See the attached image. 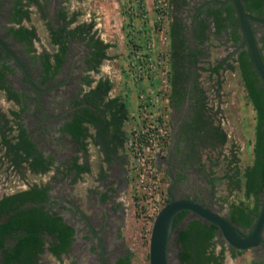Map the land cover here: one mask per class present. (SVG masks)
<instances>
[{"label":"trees","instance_id":"obj_1","mask_svg":"<svg viewBox=\"0 0 264 264\" xmlns=\"http://www.w3.org/2000/svg\"><path fill=\"white\" fill-rule=\"evenodd\" d=\"M169 1L173 11H170L168 25L169 69L166 96L175 108H178L185 98L187 99L190 106L188 110L192 113L188 123L192 131L194 130L190 136L191 147L194 149L196 146L198 154L203 149L208 150L210 154L207 151L206 154L212 160L211 163L220 162L221 174L213 175L212 178L215 181L219 179L223 181L226 194L218 196V200L225 203L227 217L231 222L239 227H250L258 212L264 186V88L251 65L246 47L236 50L241 32L234 26L237 20L231 2L198 4L190 14V31L186 35L184 23L175 12L177 11L176 6L182 0ZM241 2L248 12L257 13L264 0H241ZM59 15L63 18L65 11L60 10ZM28 18L29 10L22 7L20 0H14L9 20L15 25L7 26L8 33L16 37L18 41L25 42L26 50H33L31 39L35 37V32L32 27L21 23L22 19ZM72 19L73 16L69 20ZM80 27V31L85 28L84 25ZM76 29L77 27L69 31L72 33ZM209 29L214 35L225 33L226 38L234 43L233 53L236 54H227L214 60L213 63L199 66L207 73L204 77L207 80L206 87L200 84L199 73L195 72L193 65L205 56L202 44L208 38ZM48 32L50 42L57 44V49L52 53V60L46 52L40 55L45 77H51L57 71L67 48L64 25L53 28L48 24ZM188 37L192 38L190 41L192 45L187 41ZM89 42L92 46L90 51L92 55L86 61L90 68L96 70L101 60L107 57L105 50L110 43L93 37V34H90ZM260 57L262 58L261 54ZM234 67L238 70L246 98L254 111L251 140L252 160L243 166L238 163L235 149L232 146H225L227 139L219 118L221 115H216L222 113V108L219 105H209L206 93L207 88L211 87L215 98L217 97L216 101L221 102L222 73L226 68ZM6 68L10 69L7 64L1 63L0 89L4 90L6 97L18 100L19 94L4 81V69ZM93 95L92 91L91 97ZM91 97L84 95L82 101L84 104L81 106L79 105L81 101L76 102L75 100L77 107L61 125V129L77 142L78 148L86 143L84 140L88 135L86 123L91 124L92 119L108 123V119L105 118V108L98 106L102 107L103 103ZM11 114L18 115V111L11 110ZM16 124L17 131L12 138L5 137L6 124L0 125V149H3L0 155L4 158L10 156V160L16 166L21 164V161H25L26 168L30 171L47 170L51 156H42L41 151L25 137L21 123ZM224 147H226V152L223 151ZM31 151L34 154H31ZM209 173H214V171L209 170ZM49 188L50 184L32 182L24 189L0 196V214L5 215V220L0 221V247H2L0 264H42L39 261V254L45 248L56 257L68 249L73 228L63 222L59 214L45 206V201L49 199ZM232 191L234 194L229 197ZM238 193H241L242 197H239ZM105 195L102 194L101 197L104 198ZM248 197L251 198V203L245 200ZM186 213L185 209L177 211L171 221V229L175 232V242L178 246L176 253L178 264H221L224 247L221 245L217 252L214 249L213 237L218 233L216 227L198 217H190L180 225ZM6 237L11 240L8 246L3 245ZM236 252H241V250ZM115 264H132L129 252L117 257ZM252 264L264 263L253 261Z\"/></svg>","mask_w":264,"mask_h":264},{"label":"flooded vegetation","instance_id":"obj_2","mask_svg":"<svg viewBox=\"0 0 264 264\" xmlns=\"http://www.w3.org/2000/svg\"><path fill=\"white\" fill-rule=\"evenodd\" d=\"M29 1L36 2V0H20V3L22 4L23 8H27V3H29ZM44 1L45 5L49 6L47 13L51 14L53 19H56L57 22L55 24L49 23V25L53 28L64 25V33L66 32L64 38L67 48L65 50L64 57L57 71L53 73L51 77L44 76L40 55L43 52H46L49 54V59L52 60V53L57 49V44L52 43L56 47L52 52L38 50L33 43L36 38L35 33V37L31 39L32 47L34 49L26 50L27 44L25 42L18 41L16 37L8 33L7 30L8 25H15V23L9 20L14 0H0V36L17 53L28 72L30 81L37 88V91H35L26 82L20 67L3 49L0 48V65L1 63H5L8 65V67H10V69H4V81L19 94L18 100H15L6 97L4 90L0 89L3 91L4 97L6 99L18 105L15 109L11 108L7 110L8 115H5L4 112L0 110V125L2 124L3 126L4 123L6 124L5 126H7V129H5V137L12 138V136H14L17 131L16 123L20 122L24 128L25 137L31 140L36 149L41 151L42 156H51V162L48 165V169L49 167H56L55 169H58V171H56L53 176H51V180L48 181H27L25 179V174L27 172L43 173L46 170L43 172L30 171L26 168L25 161H21V164L16 166L10 160V156L3 158V156L0 155V164H2L4 167L2 168L1 174L3 175L4 179H6L8 175L16 173L17 178L22 180L21 184L29 185L32 184V182L37 184H71L73 182L70 183L69 180L81 178L82 175L91 172V158H87V156H85V152L88 150V141L90 138V140L93 141L99 150V157L96 162L98 177L97 182L98 184H109L107 180L111 181V179H113L116 181V169L122 168L124 163L127 161L126 154L123 152V126L127 121L124 101L120 94L116 92L113 87H111L112 80L110 79L108 71H104L100 67V64H98L97 69L94 70L93 68L89 67L88 62L86 61L88 57L92 55L90 53L92 50V46L89 42L90 34H93V37L101 39L100 36H97L95 33H93V23L90 20H87L86 22H80L73 26H68L69 23L72 22V20L69 19L73 13L71 14L68 11H65L63 7L58 6V0ZM210 2H215L216 4H225L230 2V0H193L191 12L197 8L198 4ZM60 10L65 11V16L63 18H61L59 15ZM249 13L264 19V2L261 4V9L259 12ZM23 20L24 19L21 20L22 24ZM182 21L184 23V31L187 35L190 31L189 20L185 21L183 18ZM249 24L259 55H262L261 59L264 63V23L250 21ZM80 25H84V30L80 31ZM25 26L31 27L28 25ZM234 26L237 28V30H239L237 23ZM75 27H77V29L71 33L69 30H74ZM208 31H211V29ZM220 34H223L226 37L225 33L221 32ZM6 36H9L11 39L7 40ZM73 39H75L80 44H74L76 49L73 47V49L69 52L68 45L70 43H76V41H73ZM191 40V37L187 38L188 42ZM13 44L18 45L19 48L15 47ZM232 45H234V43H232ZM242 47H245V44L241 35L238 37L236 50L238 51ZM105 54H107L106 50ZM80 68H83L84 72L81 73V75L75 74ZM93 71L96 75L90 74ZM73 77H76V79L80 82H83V84L79 85V87L75 86L73 83L75 81L72 79ZM69 78H71V82ZM68 82L72 83L71 91H68L66 105L62 106L59 104L58 100H56L57 98L55 96L59 92H57V85L66 84V86H68ZM92 91L94 93L93 97H91ZM84 95L91 97V99L94 100L98 99V101L103 103L102 107L100 105L98 106L99 108H105V118L108 119V123L106 124L95 119H92L91 124L86 123L88 131V135H86L84 138L86 143L83 147L78 148L77 142L72 139V137L66 131L61 129V125L64 120L69 118L72 111L77 107L78 104L74 103L75 100L76 102L81 101L79 103L80 106L84 104V102H82ZM182 105L183 109L179 115L176 114L177 107L175 108L172 106L174 107V110L170 115V141L168 143L166 154L159 159L158 163L163 167L169 179V184L171 183V178L173 179L170 191L174 197L195 198L198 199L203 205L213 208V206L210 205V203H212V196L209 194V191L205 192L206 188L208 189V186H204L202 188L193 182L188 185L191 193H187L185 190L188 184L185 176L190 169L201 172L204 177L203 181L209 186L214 187V185H216V181L212 178V173H209V169L207 168L208 164H205L207 167H205L204 164H199L203 160L198 158L199 154L196 146H194V149L191 147L190 136L194 130L192 131V128L188 122L191 119L192 113L188 110V107L190 106L186 98L184 99L183 103H180L178 106ZM11 110L18 111V115L11 114ZM191 124L194 123L191 122ZM90 127L92 128L91 130L89 129ZM1 131L3 130L1 129ZM74 152H79V154L75 155ZM31 154H34L33 151H31ZM81 155L85 156V158L82 159ZM57 158H60L61 160L64 159V168L60 169V166L54 162ZM206 161H208V159H206ZM111 170L114 171L115 175L108 177L106 172ZM65 176H69V178L67 181H62L61 179H65ZM120 177L122 179V183H125L126 179L124 170H121ZM28 185L15 190L24 189ZM59 189L55 191L51 190V187L48 189L49 199L45 201V206L49 210L55 211L57 214H59L62 221L73 228L72 239L70 240L69 247L66 251L61 252L60 255L68 252L69 250H74L76 252L77 248L80 247V250H77L75 255L78 257V253L84 252L88 257V264H108L106 257L112 255H114L112 264H115V259L119 256H122L125 252L116 254L114 253L116 250L114 251V249H112L110 254H108L109 252L105 249V243L110 244V241L115 236L118 226H115L114 219L116 220L118 218V214L121 211L119 203L112 201V199H115V196L112 195L114 190H107L105 186L97 189L93 196V205L95 208L93 206H89V211L85 213L81 208H79L77 202H75L73 198H69L67 196V191L65 193L64 190ZM15 190L1 193L0 196H2V194L11 193ZM102 194H106L104 198L101 197ZM260 198H262V196ZM107 199L110 200L109 203ZM206 199L208 200V203ZM222 216L229 220L227 214ZM190 217L195 216L194 214L187 211L186 215L179 224L182 225L185 220ZM3 220H5V215L0 214V221ZM239 228L243 232L249 230V227ZM216 235L213 237V244L214 249L217 252L221 246L219 245L218 248L215 246ZM171 238H173L175 241L176 235L173 229L167 242V251L169 249V240ZM260 238L261 240L257 245L249 248L254 254H256V258L253 261L264 263V224L261 230ZM10 243L11 240L9 237H6L3 240L4 246H8ZM73 245H77L75 249L73 248ZM173 245H175L176 254L178 248L177 243L174 242ZM44 250H46V248ZM237 250L240 249H234L230 247L229 252L230 254H234L237 253ZM224 251L225 250H223L222 255H224ZM1 257L2 247H0V259ZM176 262L178 264L177 258ZM72 264H79V262H72Z\"/></svg>","mask_w":264,"mask_h":264},{"label":"rangeland","instance_id":"obj_3","mask_svg":"<svg viewBox=\"0 0 264 264\" xmlns=\"http://www.w3.org/2000/svg\"><path fill=\"white\" fill-rule=\"evenodd\" d=\"M127 1L128 0H58L57 2L58 6L63 7L65 11H68L71 14L73 13L72 22H70L68 26H73L77 23L86 22L87 20H90L93 23V33H95V35L97 36H100L102 41L110 42L112 44L111 46L106 48V52L111 56V58L102 59L100 65L104 71H108L110 79L112 80L111 87H113V89L118 92L122 97L124 101L125 111L128 115V113L132 110L131 106L135 104L134 100L135 102H137L136 94L138 90L142 89V86L148 85L151 80L150 78H148L144 80V82L132 76V74L128 70L130 66L129 55L128 60L126 57L125 60L118 61L117 63L112 57L113 54L117 56V54H123L128 52L125 45L127 35L125 31L127 25V15L125 13V6ZM147 1L149 2L146 3ZM147 1H142L144 6H146V4H150V0ZM191 2V0H182L176 6L177 11L175 12H177L178 16L182 20L183 18L185 21L189 20ZM106 6H112L113 10H118L120 12V15H118L117 13V19H115L113 11L108 14L105 13V10H107ZM27 8L29 10V18L24 19L23 24L34 28L36 38L33 43L35 47L38 50H46L48 52H52L56 47L49 40L48 24H55L57 22L56 19H53V16L51 14L47 13L49 6L45 5L44 0H36V2L29 1V3H27ZM170 10L168 19L166 20L165 24L166 28L164 29L163 34L166 33V30L169 25ZM121 15L123 16L122 18ZM6 39L9 40L11 38L9 36H6ZM73 41L76 40L73 39ZM74 44L79 45L80 43L77 41L76 43H70L68 45L69 52L73 49V47L76 49ZM13 45L19 48L18 45ZM202 45L205 56L201 57L199 62H196V65H193V67L195 68V72L199 73L198 79L200 81V84L202 86L204 85L207 87V80L204 78L207 73L205 70H201L199 66L202 64L213 63L214 60L224 57L227 54H232L234 52L233 50L235 47L223 34L214 35L213 33H211V31H208V38ZM132 47H134L133 44ZM232 55H234V53ZM120 68H123V70H128V72L122 73ZM83 72L84 69L80 68L78 71H76L75 74L81 75V73ZM90 74L96 75L94 71ZM222 76L223 82L221 85L220 104L223 112L221 125L225 129L227 139L225 146H232L235 149V153L238 158V163L240 166H243L245 164L250 163L252 160L251 140L253 134L254 111L251 107V104L246 98L245 91L242 87L241 79L237 68H226L223 71ZM156 78L157 85L160 86V89L158 90H161V92H158L157 89L156 91L154 90V94L157 98L158 107L166 108L167 114L170 117L171 112H173L174 110V107H172L170 103H166L165 101V98H167L166 93L168 90L167 88L166 90H162V83L159 77ZM69 79L71 82V78ZM72 79L75 81L73 82L75 86L79 87V85L83 84V82L78 81L76 77H73ZM70 82H68V86H66V84L57 85V92H59L55 96L57 98L56 100H58L59 104L62 106L66 105L68 91H71L72 83ZM208 90L209 89L207 88L206 93H209ZM131 96H133V99L130 98ZM17 106L18 105L16 103L6 99L4 97L3 91L0 90V110L4 112L5 115H8L7 110L11 108L15 109ZM182 109L183 105L178 106L176 114L179 115ZM130 122L131 121L129 120V117L127 116V121L124 123L123 126L124 132H126L128 126L130 125ZM89 129L91 130L92 128L90 127ZM206 151L209 152L208 150L203 149L199 153V158L203 160L202 163L205 167H207L205 164H208L207 168L209 170L214 171L212 175H220L222 171L220 167V162L218 164L211 163L212 160L208 158ZM223 151L225 152L226 148H224ZM79 152H74V154L78 155ZM1 153L2 148L0 149V154ZM85 153V156H87V158H91V172L82 175L81 178L69 180L70 183L73 182L71 184H50L51 190L55 191L60 188L59 190H64L65 193L67 191V196L69 198H73V200L77 202L79 208H81L85 213H87L89 211V206H93L95 208V206L93 205V196L97 189L103 186H105L107 190L113 189L114 192L112 195L115 196V199H112V201L119 203L121 211L118 214V218L116 220L113 218L115 226H118V228L116 229L115 236L110 241V244L105 243V249L109 252L108 254H110V251L112 249H114V251H117L114 252L116 254H120L121 252H129L130 262L132 264H148L147 249L149 231L145 229V226L135 214L134 206L131 200L130 184H128V175L127 177H125L126 182L122 183L120 175L121 170H124V173L126 171V169L124 168L125 163L122 168L116 169V181L111 179V181L107 180L109 184H98L96 162L99 157V150L97 149L93 141L90 140V138L88 141V150ZM85 156L81 155V158L83 159L85 158ZM206 159H208L209 162L206 161ZM63 160L64 159L61 160L60 158H57L54 161L60 166V169L65 167V162ZM202 163L200 162L199 164L201 165ZM2 168L4 167L2 164H0V194L28 185L21 184L22 180L17 178L16 173L13 174L11 172L12 174L8 175L6 179H4L3 175L1 174ZM55 168L49 167V169L43 173L27 172L25 174V179L27 181L51 180V176H53V174L58 171V169L56 170ZM106 174L108 175V177H110L111 175H115L113 170L106 172ZM64 178L65 179L61 180L67 181L69 176H65ZM203 178L204 177L201 172H197L195 170L190 169L185 176V179L188 183L185 189L186 192L191 193L188 185L193 182H195L198 186L202 188L204 186H208V189L206 188L205 192L209 191V194L212 196V203H210V205H212L213 209H216L221 215H226L227 210L225 203H222L218 200V196L226 194V189L223 187L225 186L223 181L221 179L216 180V185L212 187L209 186L206 182H204ZM163 182L164 184H162L161 187V195L165 199V201L163 202L165 203L167 197L166 188L169 185V179L164 169ZM233 194L234 192L232 191L229 197ZM238 196L242 197V194L238 193ZM245 200L248 203H251L250 197L245 198ZM107 201L109 203L110 200L107 199ZM206 201L208 203L207 199ZM174 242L175 241L173 240V238L169 240V249L167 251L168 264H177L175 254L176 249L175 245H173ZM219 245H222L224 247L223 250H225L222 259V264H252L253 260H255L256 258V254H254L250 248H245L239 253L237 252L234 254H230V246H228L225 241L221 238L219 233H217L215 242L216 248H218ZM76 246L77 245H73V248L75 249ZM79 248H77V250H80ZM76 252L74 250H69L68 252L59 255V257H56L46 249L39 254V261L42 264H72V262H79V264H88L89 261L87 259L88 257L86 256V254L84 252H80L77 254V257L75 255ZM113 256L114 255L106 257V259L108 260V264H112Z\"/></svg>","mask_w":264,"mask_h":264},{"label":"built area","instance_id":"obj_4","mask_svg":"<svg viewBox=\"0 0 264 264\" xmlns=\"http://www.w3.org/2000/svg\"><path fill=\"white\" fill-rule=\"evenodd\" d=\"M150 7L154 15L152 22L155 28L161 29L162 21L167 20L169 16L170 1L151 0ZM125 10L129 17L144 19L147 16L142 0H128ZM133 45L134 47L131 45L128 50L129 72L140 81L151 79L152 76L159 77L163 87L161 89L166 90L169 69L167 55L154 56L150 39L141 43L134 41ZM208 89V104L219 105L221 108L212 88ZM154 90L156 91L148 85L138 90L135 107L127 115L131 122L124 132L123 139V149L127 157L125 177L128 175L135 214L147 231L150 230L156 211L165 201L161 195V187L164 184L163 169L158 161L166 154L171 136L170 117L166 108L158 107ZM165 101L169 103L168 98H165ZM216 115H221V121L223 112Z\"/></svg>","mask_w":264,"mask_h":264},{"label":"water","instance_id":"obj_5","mask_svg":"<svg viewBox=\"0 0 264 264\" xmlns=\"http://www.w3.org/2000/svg\"><path fill=\"white\" fill-rule=\"evenodd\" d=\"M235 12L237 24L241 32L243 42L251 59V65L255 69L264 88V63L259 55L253 34L250 28V21L264 23V19L254 16L242 6L241 0H230ZM0 48L3 49L20 67L26 82L35 90L37 88L30 81L28 72L18 57L17 53L0 36ZM173 179L166 188L167 200L156 211L149 230L147 259L148 264H168L167 242L172 232L171 221L173 215L182 209L194 214L206 223L216 227L217 232L225 243L234 249H245L253 247L261 240V230L264 224V186L261 202L249 230L243 232L238 226L222 216L216 209L203 205L198 199L190 197H174L170 191Z\"/></svg>","mask_w":264,"mask_h":264},{"label":"crops","instance_id":"obj_6","mask_svg":"<svg viewBox=\"0 0 264 264\" xmlns=\"http://www.w3.org/2000/svg\"><path fill=\"white\" fill-rule=\"evenodd\" d=\"M143 1V0H142ZM147 1V0H146ZM191 7L190 9L192 10L193 7V0H191ZM197 1V0H196ZM149 1H147L146 3H148ZM151 2V0H150ZM107 10H105V13H111L112 11L114 12V17L115 19H117V13L118 15H120V12L113 10L112 6H106ZM111 9V10H110ZM146 10H147V16L142 19V18H135L136 16H128L126 17V41H125V45H126V49L127 51L130 49V46L133 44L134 41L141 43L144 42L145 39H150L151 43H152V53L153 55H161V54H166L168 59V63H169V53H168V28L166 30V33L163 34L166 24V20L162 21V28L161 29H157L154 26V23L152 22V17L153 12L151 10L150 4L147 5L146 4ZM172 11V10H170ZM126 13V11H125ZM181 14V13H180ZM191 14V11H190ZM123 16L121 15V18ZM129 19V20H128ZM121 33V32H120ZM122 34H123V30H122ZM167 37V38H166ZM110 43V42H108ZM193 43H191L192 45ZM112 44L110 43L109 46H111ZM108 46V47H109ZM128 55L130 57V53L129 51L123 54H117V56L115 54L112 55L114 61L117 63L118 61H123L126 59L128 60ZM107 54V57L105 59H109L111 58V56ZM101 67V66H100ZM120 70L122 71V73H126L128 72V70H123V68H120ZM150 83L148 84V86H150V88L152 89H160V86L157 85V78L153 77L150 79ZM162 87V86H161ZM130 88V87H129ZM163 90V89H162ZM168 90V88H167ZM158 92H161V90H158ZM131 94V93H130ZM131 99H133V96L130 97ZM134 103L136 104L135 100ZM135 104H133L131 107L132 109L134 108ZM225 188V186H223ZM231 195V194H230Z\"/></svg>","mask_w":264,"mask_h":264}]
</instances>
